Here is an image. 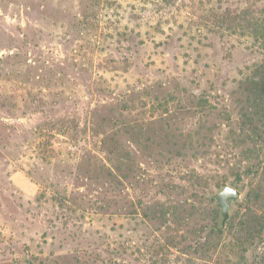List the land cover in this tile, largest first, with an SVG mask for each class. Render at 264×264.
I'll list each match as a JSON object with an SVG mask.
<instances>
[{"label": "rangeland", "instance_id": "1", "mask_svg": "<svg viewBox=\"0 0 264 264\" xmlns=\"http://www.w3.org/2000/svg\"><path fill=\"white\" fill-rule=\"evenodd\" d=\"M237 1L0 0V264H264L242 225L264 49Z\"/></svg>", "mask_w": 264, "mask_h": 264}, {"label": "trees", "instance_id": "2", "mask_svg": "<svg viewBox=\"0 0 264 264\" xmlns=\"http://www.w3.org/2000/svg\"><path fill=\"white\" fill-rule=\"evenodd\" d=\"M242 2L245 3L244 6H241L242 8L236 7L231 12L226 9L225 13H232L234 25L236 24L238 27L247 30L264 49V2L260 5V0H242ZM245 200L250 205L248 211L253 212L255 210L259 212L257 218H260V220H258L256 225L252 224L251 217L257 214L247 213L242 224L243 229L246 233H250L253 229V237L264 238V175L260 182L252 185L246 192Z\"/></svg>", "mask_w": 264, "mask_h": 264}, {"label": "water", "instance_id": "3", "mask_svg": "<svg viewBox=\"0 0 264 264\" xmlns=\"http://www.w3.org/2000/svg\"><path fill=\"white\" fill-rule=\"evenodd\" d=\"M240 191L232 185L223 186L216 194L215 201L216 205L221 209V224L224 225L226 219L229 216V209L232 203L240 197ZM27 264H33L30 260H26Z\"/></svg>", "mask_w": 264, "mask_h": 264}]
</instances>
